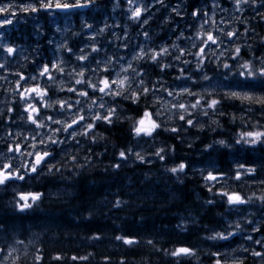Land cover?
Masks as SVG:
<instances>
[{"label": "clouds", "instance_id": "9594fccd", "mask_svg": "<svg viewBox=\"0 0 264 264\" xmlns=\"http://www.w3.org/2000/svg\"><path fill=\"white\" fill-rule=\"evenodd\" d=\"M230 4L0 0V264H264V0Z\"/></svg>", "mask_w": 264, "mask_h": 264}, {"label": "trees", "instance_id": "16d2710c", "mask_svg": "<svg viewBox=\"0 0 264 264\" xmlns=\"http://www.w3.org/2000/svg\"><path fill=\"white\" fill-rule=\"evenodd\" d=\"M101 19V18H100ZM221 160H222V162H223V157H221ZM189 201L188 200H184V201H182L181 203H178V204H176V205H174L173 207H172V209H170L169 210V213L170 212H172V211H177V210H181V209H183L184 208V206L188 203ZM194 207H195V205H193ZM157 219H159V218H157ZM202 222H204V223H214L215 222V220L214 219H212L211 217H206ZM162 223H168V221H164V222H162ZM263 227H261V230H260V233H264V225H262Z\"/></svg>", "mask_w": 264, "mask_h": 264}, {"label": "flooded vegetation", "instance_id": "af4514ba", "mask_svg": "<svg viewBox=\"0 0 264 264\" xmlns=\"http://www.w3.org/2000/svg\"><path fill=\"white\" fill-rule=\"evenodd\" d=\"M171 2L172 3H175L176 2V0H171ZM203 2L205 3V4H208V0H203ZM189 3H192L193 4V6H198L200 3H201V0H189ZM220 3H221V6L222 7H230L231 6V4H230V0H220ZM210 10V9H209ZM189 11H191V8H189ZM101 19H102V17H101ZM241 27V26H240ZM258 27L260 28V30L262 31V32H264V23H262V24H260V25H258ZM46 48H45V53H46ZM0 123H3V121H0Z\"/></svg>", "mask_w": 264, "mask_h": 264}, {"label": "snow or ice", "instance_id": "6c2138e0", "mask_svg": "<svg viewBox=\"0 0 264 264\" xmlns=\"http://www.w3.org/2000/svg\"><path fill=\"white\" fill-rule=\"evenodd\" d=\"M209 39H211V37H209ZM229 200H239V196H236V195H233V196H229L228 197ZM128 243H131L132 241H126ZM187 249H177V253H180V252H186Z\"/></svg>", "mask_w": 264, "mask_h": 264}, {"label": "rangeland", "instance_id": "374dc122", "mask_svg": "<svg viewBox=\"0 0 264 264\" xmlns=\"http://www.w3.org/2000/svg\"><path fill=\"white\" fill-rule=\"evenodd\" d=\"M231 7V6H230ZM261 227H263V226H261ZM261 230V229H260ZM254 235V237H256V236H259V235H264V233H255V234H253Z\"/></svg>", "mask_w": 264, "mask_h": 264}]
</instances>
